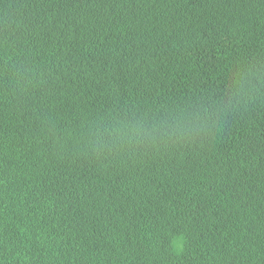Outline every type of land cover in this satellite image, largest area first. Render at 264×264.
Instances as JSON below:
<instances>
[{
	"label": "trees",
	"instance_id": "obj_1",
	"mask_svg": "<svg viewBox=\"0 0 264 264\" xmlns=\"http://www.w3.org/2000/svg\"><path fill=\"white\" fill-rule=\"evenodd\" d=\"M0 264H264V0H0Z\"/></svg>",
	"mask_w": 264,
	"mask_h": 264
}]
</instances>
